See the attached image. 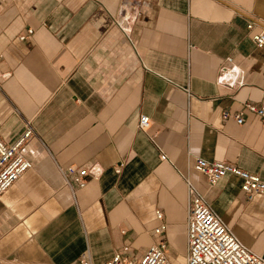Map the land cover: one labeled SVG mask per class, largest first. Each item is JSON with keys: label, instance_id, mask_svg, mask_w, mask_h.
<instances>
[{"label": "crops", "instance_id": "obj_1", "mask_svg": "<svg viewBox=\"0 0 264 264\" xmlns=\"http://www.w3.org/2000/svg\"><path fill=\"white\" fill-rule=\"evenodd\" d=\"M140 1L121 27L123 0H0V137L14 144L26 121L37 133L23 150L32 169L0 199V264L138 260L161 243L171 258L187 243V180L264 255V197L248 202L240 178L211 186L194 169L221 161L264 181L260 119L222 118L264 103L252 41L264 0ZM70 166L100 178L71 188Z\"/></svg>", "mask_w": 264, "mask_h": 264}, {"label": "built area", "instance_id": "obj_2", "mask_svg": "<svg viewBox=\"0 0 264 264\" xmlns=\"http://www.w3.org/2000/svg\"><path fill=\"white\" fill-rule=\"evenodd\" d=\"M140 8V0H123L116 23L121 26L120 19H128L131 13L139 11ZM252 28L253 24H249L248 29ZM33 34V30H28L27 34L22 35L20 39L24 41ZM252 41L257 48L264 49V30L254 34ZM227 62L231 63L232 59L229 58ZM222 72L228 74L231 70L225 67ZM246 113L258 117L264 127V103L261 105L244 103L240 110L223 112L222 118L225 121L232 119L242 126L245 123ZM150 126V118L145 115L141 116V130L147 131ZM1 130L2 125L0 123V132ZM34 136H37V133L33 124L26 121L24 133L14 144L9 145L0 137V199L7 190L32 169V163L24 156L23 150ZM162 159L165 160L166 158L162 156ZM194 169L204 175L211 186H216L228 175L240 178L242 181L241 190L248 202H252L256 197H264V181L262 178L239 167L221 161L211 162L198 158L195 161ZM61 173L66 184L71 188H74V186L79 189L85 188L90 178L95 181L100 178L97 173L91 174L89 170L78 169L74 166L61 168ZM116 173L120 174L121 168H117ZM187 184L190 204L187 223L188 252L184 264H264V255L259 256L243 246L206 198L188 180ZM158 217L162 218L160 212H158ZM164 229L165 226L162 225L156 230V233L159 234ZM80 264L175 263L168 256L167 245L161 243L150 246L145 255L138 260L115 255L107 262L95 263L90 254L86 253L82 256Z\"/></svg>", "mask_w": 264, "mask_h": 264}, {"label": "rangeland", "instance_id": "obj_3", "mask_svg": "<svg viewBox=\"0 0 264 264\" xmlns=\"http://www.w3.org/2000/svg\"><path fill=\"white\" fill-rule=\"evenodd\" d=\"M188 252L187 243H184L181 248L173 250L171 259L175 264H184Z\"/></svg>", "mask_w": 264, "mask_h": 264}]
</instances>
